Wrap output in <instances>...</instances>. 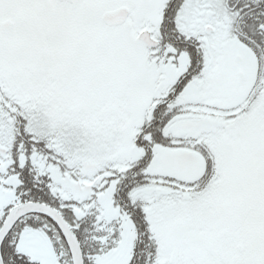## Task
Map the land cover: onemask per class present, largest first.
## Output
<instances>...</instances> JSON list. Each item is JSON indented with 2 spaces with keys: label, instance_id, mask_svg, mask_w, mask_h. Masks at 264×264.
<instances>
[{
  "label": "snow or ice",
  "instance_id": "1",
  "mask_svg": "<svg viewBox=\"0 0 264 264\" xmlns=\"http://www.w3.org/2000/svg\"><path fill=\"white\" fill-rule=\"evenodd\" d=\"M0 264H264V0H0Z\"/></svg>",
  "mask_w": 264,
  "mask_h": 264
}]
</instances>
